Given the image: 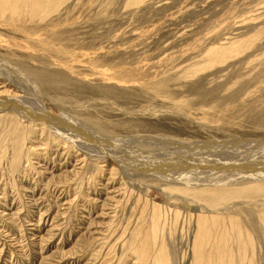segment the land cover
<instances>
[{
	"label": "rangeland",
	"instance_id": "374dc122",
	"mask_svg": "<svg viewBox=\"0 0 264 264\" xmlns=\"http://www.w3.org/2000/svg\"><path fill=\"white\" fill-rule=\"evenodd\" d=\"M42 25L53 26L45 39L75 58L82 53L100 69L161 86L157 96L137 89L133 96L105 95L97 109L108 119L139 126L141 133L180 141L175 154L188 166L192 145L214 143V153L264 144V0H67ZM232 42L240 44L236 54L205 63L208 49ZM172 103L186 116L172 111ZM0 140V264L197 263L193 219L202 197L181 192V200L175 199L170 194L177 192L139 182L133 171H109L107 157L95 163L38 150L34 161L13 167ZM168 145L162 149L172 151ZM155 159L160 158H149L152 165ZM248 199L253 196L238 200ZM152 203L159 206L160 224L151 222ZM263 210L243 203L228 212L252 232L253 256L242 264H264V224L257 217ZM143 239L151 245L145 247ZM206 257L204 264L212 256ZM227 260L223 264H238L237 253Z\"/></svg>",
	"mask_w": 264,
	"mask_h": 264
},
{
	"label": "bare ground",
	"instance_id": "6f19581e",
	"mask_svg": "<svg viewBox=\"0 0 264 264\" xmlns=\"http://www.w3.org/2000/svg\"><path fill=\"white\" fill-rule=\"evenodd\" d=\"M65 1L0 0L1 153L7 156L13 167L21 161L29 164L39 156V151L46 156L49 153L54 156L66 153V158L74 156L82 160L83 157L96 160L95 163L99 158L107 157L111 164L109 171L117 169L125 176L133 171V176L138 177L136 180L139 182L145 179L164 187V190L177 192L170 194L176 196L175 199L181 200V192L196 194L202 197L204 203H195L194 211L198 214L193 219L192 262L204 264L205 259H208L206 256H212L207 260L208 264H223L228 255L234 258L236 253L240 262L237 261L238 264H242L246 257L252 258V232L244 229L237 218L228 212L243 203L264 208V144H253L248 148L239 145L233 151L217 148L211 153L209 151L214 148V143L212 147L202 148L200 145L205 143L196 146L192 145L194 142H188L195 149L187 157L189 164H193L188 166L187 160L177 156L180 152L175 154L180 151V141L144 134L139 126L134 125V128L104 117L97 107H100V102L105 103V95L112 98L117 95L119 98L121 95L133 96L135 93L137 95V89L147 94L153 90L154 96H157L161 86L152 88L137 81L138 84L134 77L132 79L125 73L100 69L92 64L88 55L80 56L81 53L78 56L74 52L78 56L75 58L68 50L45 39L44 33L53 30V26L48 29L42 23ZM239 45V42H232L227 47L208 49L206 55L210 59L205 63L213 65L222 62L228 55L236 54ZM91 108L97 109L96 112L91 111ZM170 109L185 115L184 108L178 103H172ZM164 145H168L172 151L162 149ZM199 148L201 152L196 150ZM156 157L160 159H155L157 164L152 165L149 158ZM246 195L253 196V199L238 200ZM218 201L221 204L215 207L216 204L212 203ZM150 215L151 222L158 221L157 224H160L157 204L152 203ZM257 217L264 224V210ZM213 224L214 228H210ZM208 227L213 230H208ZM144 239L143 245L146 247L150 243ZM250 260L248 264H252Z\"/></svg>",
	"mask_w": 264,
	"mask_h": 264
}]
</instances>
